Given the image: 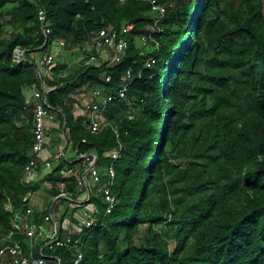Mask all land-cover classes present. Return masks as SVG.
Masks as SVG:
<instances>
[{
  "label": "trees",
  "instance_id": "obj_1",
  "mask_svg": "<svg viewBox=\"0 0 264 264\" xmlns=\"http://www.w3.org/2000/svg\"><path fill=\"white\" fill-rule=\"evenodd\" d=\"M40 7L52 29L45 47ZM127 24L134 28L121 60L85 67L81 47L102 28L122 35ZM49 46L57 57L46 79L56 116L48 138L65 133L67 158L49 151L53 174L41 166L40 179L25 184L30 95ZM126 86L125 98L107 105L100 132L89 131L88 116H75L77 101ZM88 151L103 172L115 169L111 214L97 188L76 203L85 198L77 177L86 168L77 157ZM62 182L73 199L56 203L62 218L83 206L101 210L80 235L81 264H264V0H0V236L11 228L9 203L25 211L29 193H41L47 208L36 210L39 220ZM47 252L61 264L76 258L75 249Z\"/></svg>",
  "mask_w": 264,
  "mask_h": 264
},
{
  "label": "built area",
  "instance_id": "obj_2",
  "mask_svg": "<svg viewBox=\"0 0 264 264\" xmlns=\"http://www.w3.org/2000/svg\"><path fill=\"white\" fill-rule=\"evenodd\" d=\"M123 1V0H122ZM157 11L164 12L161 7H155ZM38 17L41 24V32L45 37L44 46L50 42L52 29L50 20L45 8L40 7ZM133 24H127L122 35L113 27L102 28L93 40L81 47L84 54V66L101 67L105 61L121 60L122 55L126 53L129 42L125 36L133 30ZM152 30L148 28V30ZM151 38V36H149ZM153 40V39H152ZM142 41H147L146 37ZM56 44L62 51L65 50V42L56 41ZM18 61L25 59V53L19 49L15 50ZM56 54L47 49L41 60H38V74L40 78V88L34 89L30 98L34 102L33 117V145L30 154V160L25 167L23 182L25 184L37 182L40 179L39 169L44 166L43 172L50 177L53 174L52 163L49 155L58 154V157L67 158V140L66 135L62 133L63 145L55 150L47 149V138L50 124L46 120L53 121L56 116L53 114L52 107L48 102L47 95L52 90L46 83V79L51 75V67L54 64ZM42 63L43 67L40 65ZM130 77V72H128ZM108 81L110 78L107 79ZM127 86L116 93H104L102 90L93 92L92 97L84 101H77L76 110L79 108L78 116H88V129L92 133H98L102 130L105 122V109L107 105L117 98L123 99L126 96ZM83 142H86L84 139ZM51 153H50V152ZM121 148L114 150L110 155L116 160L120 157ZM78 161L85 164V170L82 175H78L77 182L81 190H84V199L76 203H86L92 197L95 188L96 194L103 196L107 204L105 214H111L116 203L112 194V187L115 181V169L109 166L103 172L99 168V157L95 152H82L78 154ZM71 162V161H70ZM76 171L72 169L62 170V174L71 177ZM107 177V178H106ZM106 178V180H104ZM91 184L93 187H91ZM43 186H49L48 178L43 180ZM60 194L54 199L49 212L37 219V211L44 209V205L34 206V200L38 192H30L28 195V207L25 211L15 210L9 203L7 210L13 214L11 219V228L8 232L0 236V264H61L62 259L56 252L48 253L47 251H56L59 248L75 249L76 258L73 264H81L84 259L83 244L84 239L80 235L89 228L95 226L101 215V210L96 205L83 206L79 209H71L68 214L62 218L64 211L63 206L56 208V203L64 198L69 201L73 199L65 191L64 182L58 184ZM47 208V207H46ZM45 208V209H46ZM79 235V237H77Z\"/></svg>",
  "mask_w": 264,
  "mask_h": 264
},
{
  "label": "rangeland",
  "instance_id": "obj_3",
  "mask_svg": "<svg viewBox=\"0 0 264 264\" xmlns=\"http://www.w3.org/2000/svg\"><path fill=\"white\" fill-rule=\"evenodd\" d=\"M58 46V45H57ZM59 47V46H58ZM60 48V47H59ZM55 49H56V46H54L53 48H52V51L54 52L55 51ZM61 50V49H60ZM61 52L63 53V54H65V51H62L61 50ZM55 54H56V57H57V53L56 52H54ZM43 55V53L42 52H40L39 53V56L41 57ZM42 67H43V65H42V63L40 64ZM46 122L47 123H49V124H51V125H54L55 124V122H51V121H49V120H46ZM47 144L49 145L50 144V141L49 140H47ZM91 187H93L92 186V184H91ZM44 201H45V198H44V195H42L41 193H38V194H36V196H35V200H34V206H39V205H44Z\"/></svg>",
  "mask_w": 264,
  "mask_h": 264
},
{
  "label": "crops",
  "instance_id": "obj_4",
  "mask_svg": "<svg viewBox=\"0 0 264 264\" xmlns=\"http://www.w3.org/2000/svg\"><path fill=\"white\" fill-rule=\"evenodd\" d=\"M76 63V62H75ZM79 111H80V109L78 108L77 110H76V104L74 105V112H75V116L77 117L78 115H79ZM51 127V126H50ZM58 137H60L61 139H62V132L61 133H54V134H52V136H50L49 138H47V140L49 139V141H50V144L52 145V147L53 148H51L52 150H55L56 148H58V147H61L62 145H61V143H57V141H56V139L55 138H58ZM56 142V143H55ZM49 144V146H51ZM48 146V150H50V147ZM55 146V147H54Z\"/></svg>",
  "mask_w": 264,
  "mask_h": 264
},
{
  "label": "clouds",
  "instance_id": "obj_5",
  "mask_svg": "<svg viewBox=\"0 0 264 264\" xmlns=\"http://www.w3.org/2000/svg\"><path fill=\"white\" fill-rule=\"evenodd\" d=\"M65 51V50H64Z\"/></svg>",
  "mask_w": 264,
  "mask_h": 264
}]
</instances>
